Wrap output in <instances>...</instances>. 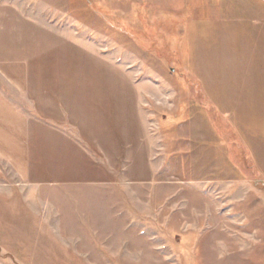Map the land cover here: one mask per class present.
Masks as SVG:
<instances>
[{
    "label": "rangeland",
    "instance_id": "1",
    "mask_svg": "<svg viewBox=\"0 0 264 264\" xmlns=\"http://www.w3.org/2000/svg\"><path fill=\"white\" fill-rule=\"evenodd\" d=\"M194 1L0 0V264H264V54Z\"/></svg>",
    "mask_w": 264,
    "mask_h": 264
},
{
    "label": "crops",
    "instance_id": "2",
    "mask_svg": "<svg viewBox=\"0 0 264 264\" xmlns=\"http://www.w3.org/2000/svg\"><path fill=\"white\" fill-rule=\"evenodd\" d=\"M208 3L205 7H202L201 2L199 0H195L192 4L193 10H199L201 8L209 9L211 12V9L213 10L210 14L214 16L216 19L219 18V22L216 24H212L213 27L210 32L213 30L215 33L222 34L220 36V40L218 42L210 43L209 48L213 50V54H221L225 59L227 58V50L229 53H232L229 51L228 46L230 44V41H233L234 43V37L228 38L227 34L234 33V32H240L237 37V40H239V43L241 44V50L243 49L245 51V54L248 55V58L250 57V50H253V44L258 43L259 49H262L264 54V0H236V5L234 8L229 4L227 0H206ZM145 3L151 4L153 7L166 12L168 14L176 13L181 14L184 10L190 9L189 8V0H144ZM234 2V4H235ZM239 3V4H238ZM231 17H240L241 18V24L242 26L239 28L229 25L223 26V24H227V21L225 19L231 18ZM222 24V25H221ZM243 33V35H242ZM232 43V44H233ZM212 44V45H211ZM214 47V48H213ZM208 48V49H209ZM215 49H223L226 51V53H222V50H215ZM209 52L208 54H212ZM200 54L203 55L201 52ZM205 59V58H204ZM200 62V61H199ZM201 69V68H199ZM198 69V72H199ZM210 70V69H208ZM199 78L202 80L205 86V79H211V75H207L205 78V75L202 73H198ZM227 96V95H226ZM215 104V103H214ZM216 105V104H215ZM219 107V104H217ZM219 112L222 114V119H225V115L228 113L225 109L218 108ZM231 127V126H230ZM232 128V127H231ZM247 150V147H244ZM253 159L256 163V160H258L259 154L256 153V155L253 154ZM257 165V164H256ZM258 167V165H257Z\"/></svg>",
    "mask_w": 264,
    "mask_h": 264
}]
</instances>
